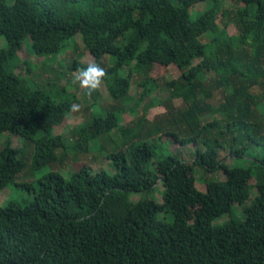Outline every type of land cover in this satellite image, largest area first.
<instances>
[{"label":"trees","instance_id":"1","mask_svg":"<svg viewBox=\"0 0 264 264\" xmlns=\"http://www.w3.org/2000/svg\"><path fill=\"white\" fill-rule=\"evenodd\" d=\"M225 1L0 0V39L6 40L0 47V133L33 145L32 176L61 161L67 139L54 127L77 97L63 90L56 101L46 90L24 86L16 69L29 66L19 55L27 38L34 54L59 56L80 34L96 63L108 59L103 80L116 102L127 99L137 75L143 76L142 96L166 89L170 100L183 101L172 121L154 126L153 137L142 135L143 121L137 131L121 128L129 139L108 153L113 173L84 165L69 178L48 172L37 189L24 183L34 195L29 205L10 200L0 206V264H264V0H232L239 4L233 9ZM200 3L205 7L195 17ZM231 21L234 36L226 29ZM205 36L211 37L207 43ZM171 65L182 73L178 81L151 77L156 66ZM76 67L82 66L76 61ZM212 76L210 87L223 97L217 108L207 100L212 90L205 78ZM87 93L96 100L97 89ZM91 109V120L77 126L79 144L111 133L117 123L120 109L106 115ZM208 112L214 118L206 122ZM160 134L182 145L194 142V157L167 151L157 158L165 146ZM227 147L248 166L226 164L220 149ZM27 167L24 153L6 140L0 192ZM221 170L225 179L216 176ZM158 182L161 201L153 197ZM238 205L244 219L236 217ZM224 215L229 218L217 223Z\"/></svg>","mask_w":264,"mask_h":264},{"label":"rangeland","instance_id":"2","mask_svg":"<svg viewBox=\"0 0 264 264\" xmlns=\"http://www.w3.org/2000/svg\"><path fill=\"white\" fill-rule=\"evenodd\" d=\"M236 5L239 6L238 3L232 0H226L223 4V6L228 7V9L236 8ZM204 7L205 3H200L194 7L193 11H195V17L198 14L197 11L203 10ZM218 23L223 26L222 18H218ZM226 29L230 36H234L237 33L235 23L232 21ZM203 40L207 43L211 40V37L205 36ZM5 45L6 40L2 37L0 39V47H5ZM69 48V50L59 56H39L33 53L30 39L27 38L22 51L19 53L20 57L27 60L29 64V66L21 64L20 68L16 69L17 73H22V76L25 79V87L31 89L32 91L37 88L46 90L56 101H60L64 97L61 91L66 90L68 93H72L77 97V102L74 104L80 105V109L79 111H70L63 123L54 127V132L56 134H61L67 139V148H64V150L59 153L61 161L59 162L56 160V162L51 165L46 164V167L44 168L41 167L38 170H33V176L31 175L33 145L28 142H23L15 133H0V148H2L4 146V142L8 140L11 147L15 149L18 154L21 152L24 153L25 160L28 163L27 169L19 174L15 179L16 184H12L11 187L8 186L0 192V206L7 205L10 200L20 202L24 206L29 205L34 200V195L24 187V183H27L31 190L32 188L37 189L39 186V179L50 171L55 170L65 178H69L71 172L86 165L93 171L105 168L110 173H113L114 169L110 164L108 153L113 150L117 144L129 139L128 137L124 138L121 136V128L132 126L133 129H136L137 131L141 127V125H137V123L143 121L141 127L142 135L150 134L153 137L151 132L154 129V126L163 125L172 121V114L176 112L174 108L182 105L183 101L180 99L170 100L171 93L166 89H161V91L159 89L150 96H142L143 88L139 85L143 78L142 75H137L133 78L130 92L127 99L123 103L119 101L116 102L111 97L104 80H102L100 86L97 88L98 95H95L97 97L95 100L92 93H87L89 89L82 87L79 82L74 80V77L79 74L81 69H84L83 67L86 68L88 64L96 63V61L90 52L85 49L80 34L75 36ZM81 53L82 56H79ZM76 61L82 67L73 68ZM199 61L200 60L197 59L194 63L197 64ZM96 64L100 65L105 70L110 67V63L107 58ZM128 72L129 68L126 67L123 74H128ZM181 75V71L174 65H171L168 68L156 66L151 72V77L158 79L160 83L172 80L178 81L181 78ZM215 79H217L216 76L206 77L205 82H207L210 87V84ZM46 85L48 87H45ZM210 90H212L211 87ZM253 92L255 94H259L261 89L259 87H255L253 88ZM207 100L217 108L223 100L222 93L219 91L214 92L212 90V92L208 94ZM92 106L98 108V110L105 115L108 111L114 108L120 109L117 115V123L113 127V131L111 133L96 134L94 141L79 144L78 139L80 135L78 133L77 126L91 120L93 117V109H91ZM260 107L262 109V106ZM213 118L214 116L210 112L204 115V121L206 122L212 121ZM160 136L165 146L158 147L156 150L157 158H162L163 155L170 151L178 153L184 159H192L194 157L193 152L196 150L194 142L182 145L168 135L160 134ZM220 157L231 167L236 164L248 166V159L243 156L234 155L231 152L230 147L225 149L221 148ZM200 175L201 174L198 173V177ZM216 176L220 179H225V173L222 170L217 172ZM18 185L20 186L18 187ZM197 186L200 189L205 190V184L201 180H199ZM162 190L163 184L158 182L157 187L154 190L153 197L161 201ZM256 192V189H254L253 193ZM140 197L141 194L139 193L133 195L131 198L132 200H138ZM249 203L250 201L247 205ZM235 214L238 219H244L245 213L242 206H236ZM228 218V215H224L217 220V223H221ZM166 219L171 221L172 215L168 213L166 215Z\"/></svg>","mask_w":264,"mask_h":264},{"label":"clouds","instance_id":"3","mask_svg":"<svg viewBox=\"0 0 264 264\" xmlns=\"http://www.w3.org/2000/svg\"><path fill=\"white\" fill-rule=\"evenodd\" d=\"M106 75V70L96 63H90L84 69L79 71V74L74 77V80L79 82V84L85 89L95 90L97 89L104 76ZM80 105L73 104L70 107V111H79Z\"/></svg>","mask_w":264,"mask_h":264}]
</instances>
